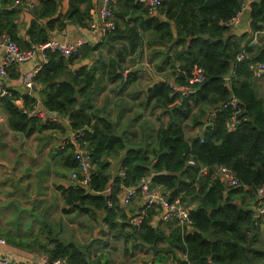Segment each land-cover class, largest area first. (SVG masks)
I'll return each mask as SVG.
<instances>
[{"label": "trees", "instance_id": "trees-1", "mask_svg": "<svg viewBox=\"0 0 264 264\" xmlns=\"http://www.w3.org/2000/svg\"><path fill=\"white\" fill-rule=\"evenodd\" d=\"M159 1L157 15H151L139 0H113L112 30L94 45L80 47L75 56L46 51V62L32 77V88L41 87L42 109L65 117L71 132L82 131L77 143L90 156L88 185L72 183L74 187L62 188L63 199L70 206L69 211L90 214L92 209L103 210L109 231H121L128 225L131 231L127 234L133 236L136 244L155 247L157 254L172 253L171 261L165 264H259L264 260V251L252 248V241L264 217L258 215L255 220L247 205L255 203L256 189L264 188V95L255 88L257 64L264 63V0L248 4L249 31L241 34L233 33L229 22L243 8L244 0ZM12 2L0 0V35L7 34L20 49L44 44L54 30H64L67 23L88 27L95 5L94 0H69L66 13L61 14L59 1L38 0L30 11L26 39L21 40L13 24L17 9L11 8ZM145 31L150 33L146 45L164 46L150 54V59L159 57L156 68L172 69L175 83L188 87L189 93L172 90L161 79L154 82L141 105L151 106L152 110L160 108V115L169 114L170 120L155 133L147 131L148 122L142 121L141 137L131 141L107 117L99 116L101 110L94 106V99L100 79L95 71L105 72L108 81L120 78L124 83L131 82L135 71L129 70L123 76L122 62L128 53L141 50ZM106 43L119 44L114 57L104 60L101 56L90 67L72 68L77 59L91 58ZM239 54L241 59L237 58ZM13 66L17 67L10 65ZM194 70L202 74L198 82H190ZM16 76L11 74V78ZM9 91L0 97V106L13 132L29 136L54 125L36 115H27L17 104L20 100L24 109L30 110L37 107L35 97L19 96L14 88ZM232 98L237 100V107L228 104ZM183 125L199 127L200 132L187 139ZM127 146L130 148L123 152ZM61 153L64 166L77 171L73 146L66 143ZM119 157V176L114 177L113 161ZM220 165L229 167L246 188H227L216 172ZM202 167L207 168L205 173ZM143 177H149L150 187L159 188L169 200L180 198L188 205L192 199H199L198 205L189 210L195 231L183 232L173 220L153 227L152 212H147L139 227L126 221L118 194L123 185L137 187ZM107 187L110 191L105 193ZM238 200L240 203H236ZM116 216L122 218L120 224L112 222ZM165 229L169 232L165 233ZM207 232L210 239L204 236ZM7 241L14 243L10 237ZM18 245L27 247L23 242ZM40 249L49 262L62 258L66 264H92L95 258L88 246L56 237L41 242ZM96 264H100L99 259Z\"/></svg>", "mask_w": 264, "mask_h": 264}, {"label": "crops", "instance_id": "crops-1", "mask_svg": "<svg viewBox=\"0 0 264 264\" xmlns=\"http://www.w3.org/2000/svg\"><path fill=\"white\" fill-rule=\"evenodd\" d=\"M57 1H59V13H66L69 0ZM94 1L95 5L90 11L92 18L88 23V27L67 23L64 30H54L50 39L58 40L66 44L74 43L81 38L95 41L98 38V34H100V19L97 14V9L101 0ZM251 1L252 0L243 1V9L240 12L238 22L236 25L230 24L232 25L233 33L241 34L242 32L249 31L247 9ZM29 3L35 6L38 0H19L18 2L13 0L12 5H10L11 8L17 9L13 24L21 40L26 39V28L31 20V10H28ZM151 15H157V12ZM161 18L165 20L164 16H161ZM142 34L144 44L141 50L128 53L125 61L122 62L124 68L123 75L129 70L135 71V78L131 82L124 83V80L120 78L108 81L105 72L99 73V70L95 71V76L100 79V87L94 99V106L101 110L99 116L107 117L108 121L114 124L116 130L124 132L131 141H137L141 137L142 130L140 124H142V121L148 122L147 131L155 133L159 126H166L170 120L169 114L160 115V108L152 110L151 106L143 107L141 105V102L146 97L147 89L160 79L171 85L172 90H174V87L177 89L182 88L175 83V76L172 75V69L169 67L161 70L156 68L159 62L158 56H154L150 59L152 50L164 49V46L161 44L146 45L145 41L149 38L150 33L145 31L142 32ZM173 34L175 36V32ZM124 42L125 41H123V43ZM85 46L87 45H82L81 49ZM118 46L119 44L109 45L106 43L100 46L98 50L94 51L91 58L85 57L77 59L72 68H76L79 65H87L90 67L93 62L101 56L105 58L104 60L114 57L115 49ZM140 51L141 55H139ZM1 57L2 53L0 52V60ZM140 64L142 65L141 67L139 66ZM35 67V61L25 62L17 67L8 66L7 72L9 81L7 84L9 88H14L19 93V96L24 94L35 97L37 109L44 111L41 107V98L39 95L41 87L29 89L21 80V76L32 71ZM40 68L41 67L37 70ZM196 71L197 70H194V74ZM12 73L17 76L11 78ZM255 88L258 94L264 95V73L258 72V74H256ZM17 104H19V102ZM0 113L2 114L0 126L3 125L4 128L7 129L6 113L1 106ZM139 114L140 117H136ZM40 118L42 121H47L54 125L41 132H34L29 136L17 134L9 127L6 133H4V129L2 133L0 132V139L3 140L0 149V158L1 154L6 157L11 150V146L6 143V136H11V134H13L21 144L18 149L19 153L25 154V159L22 160L21 166L26 171L34 169L33 171H36L39 177L34 183L28 181L27 178L20 179V183L23 184L18 190L15 188L13 189V181L8 180L9 182H7V180H4L0 183V208L4 209V213L1 214L0 218V238L4 240V243H0V255L8 256L18 263H25L29 260L37 259L38 254L42 252L40 243L46 242L48 238L56 237L63 241H75L80 237H84L86 240L82 242L81 246H88V251L94 252L93 257L95 258H92V264H96L98 259L100 260V264H165L170 262L172 253L169 255L163 252L157 254L155 247L143 242L136 244L133 236L127 234L131 231L128 225L123 227L121 231L119 228H111L109 231L108 224L104 220L103 210L92 209L90 214L68 210L70 206L65 203L61 189L74 187V185L68 180L71 171L64 166L61 150L65 145L63 140L71 132V129L65 117H60L54 113L47 116L45 112L44 116ZM198 128L186 129V132L191 131L189 135H187V139L193 136L192 133L195 129H197L196 133L200 132ZM129 148L130 147L127 146L123 152ZM28 154L34 157H28ZM120 159L121 157L113 161L114 177L119 176L118 171L116 172V167L119 165ZM44 173L47 177L43 176ZM121 188L118 194L119 205L120 209H123L126 213V221H128L131 215L133 216L142 209L143 197L140 192H137L131 198L129 204H124L122 203L121 197H123L125 193L126 186L123 185ZM154 190L160 191L159 188H154ZM109 191L110 188L107 187L105 193ZM198 203L199 199L195 198L188 202L186 206L190 210V208H195ZM236 203H240V200L236 201ZM13 206L22 212L14 213L13 218L7 221ZM247 206L254 212V219L256 220L259 216L254 201ZM64 209H66V211ZM8 211L10 212L8 213ZM158 213V210L151 213L150 224L153 227L162 223L157 221L156 216ZM77 221L81 224L80 230H77ZM112 222L120 224L122 218L116 216ZM164 231L165 233L169 232L168 229ZM204 236L207 239L211 238L209 232L205 233ZM249 236H251V239L253 238L252 232H249ZM9 237L14 240V243L7 241ZM93 239L97 240V244H84ZM21 242L27 247L18 245V243ZM162 245L165 246L164 244ZM30 246L35 247L30 248ZM252 248L264 251V223L259 225V232L258 235L256 233V239L252 241ZM176 255L180 258L184 257L182 253L176 252ZM159 256H164V258H159ZM259 264H264V260Z\"/></svg>", "mask_w": 264, "mask_h": 264}, {"label": "built area", "instance_id": "built-area-1", "mask_svg": "<svg viewBox=\"0 0 264 264\" xmlns=\"http://www.w3.org/2000/svg\"><path fill=\"white\" fill-rule=\"evenodd\" d=\"M19 0H16L18 2ZM113 0H101L100 5L97 9V14L100 19V34H98V38L95 41H91L87 38H81L71 44H66L64 42L49 39L44 44L31 46L27 49H20L15 41H13L7 34L0 35V52L2 53V57L0 60V97L3 95L10 94L9 86H8V72L7 67L16 64L17 66H21L25 62L35 61L36 67L21 76L22 82L26 87L31 89L33 87L32 77L36 73L37 69L41 67L43 63L46 62L47 55L46 51H57L61 55L65 57L75 56L79 53L80 47L82 45H94L101 37L105 34V32L110 31L114 28V23L111 20V2ZM142 4H144L149 14H154L157 12V8L160 5L159 0H139ZM33 4H28V10H32ZM243 9V8H242ZM241 9V10H242ZM241 10L231 18L230 24L236 25L238 19L240 17ZM256 39V35L253 36V40ZM238 59L242 58V54L237 56ZM258 72L262 73L264 71V63L257 64ZM200 72L194 74V76H199ZM190 80V82L196 81L194 79ZM201 80V79H200ZM175 91L181 92L183 95H187L189 93L188 87L182 88H173ZM20 108L26 112L27 115H36L43 117L44 111H40L37 107H33L30 110L24 109L22 103L20 101ZM17 102V103H18ZM228 104L233 107H237V100L232 98ZM49 116L48 113H46ZM232 126V123L229 124ZM83 134L82 131L70 132L63 143H70L74 148V158L77 160L78 169L77 171H73L71 173V180L73 184H77L80 186H87L89 182L90 176V156L87 151L83 150L79 143H77V138L81 137ZM189 164H194L193 160H188ZM202 172H206L207 168L202 167ZM216 172L219 174L220 180L224 183V185L229 187H243L246 188V185L242 184L234 175L233 171L225 166L220 165L216 168ZM120 175H123L120 172ZM149 178L143 177L140 179L138 186H126L125 193L123 197H121L122 203L129 204L131 198L137 193L140 192L143 197L142 209L130 217L129 223L133 227H139L142 220L146 217L147 212H152L153 210H158L159 213L156 216L157 221L167 223L171 220L175 222L183 232H190L192 228V221L189 217V209L188 207L181 202L180 198H175L174 200H169L165 195H163L160 191H156L150 187ZM255 208L259 216L264 217V188L259 187L255 192ZM0 243H4V240L0 238ZM0 264H66V260L62 258H57L51 262L48 260V256L44 253H40L37 256L36 260H29L27 262L18 263L16 260L11 259L8 256L0 255Z\"/></svg>", "mask_w": 264, "mask_h": 264}, {"label": "rangeland", "instance_id": "rangeland-1", "mask_svg": "<svg viewBox=\"0 0 264 264\" xmlns=\"http://www.w3.org/2000/svg\"><path fill=\"white\" fill-rule=\"evenodd\" d=\"M197 72L198 71H196V73ZM201 76H202V74H200L199 76H194V79L198 82V81H200ZM1 115L2 114L0 113V118H1ZM188 128H190V127L184 126V131H185L186 135H189V133L191 132V131L186 132V129H188ZM3 129L5 130L4 133H6V130H8L9 128L7 127V129H6V128H4L3 125H1L0 126V130H1L0 132L1 133H2ZM196 132H197V129H195V131L192 134L194 135V134H196ZM20 135H22V134H20ZM2 143H3V140L0 139V149H1ZM6 143L11 146V150L8 152L6 157H4L3 154H1V158H0V183L4 180H7V182H9L8 180L13 181L14 182L13 189L15 188L16 190H18V188L23 184V183H20V181H21L20 179L27 178L28 181H30L31 183H34L35 180H38L39 177L37 176L36 171H33L34 169H32L30 171H26L21 166L22 160L25 159V154H20L18 151V149L21 146L19 140L16 137H14L13 134H11V136H6ZM28 157H34V156L28 154ZM72 172H70L69 177H68V180L71 183H72V180H71V173ZM43 176L47 177L45 175V173L43 174ZM120 176H122V175H120ZM41 178H42V175H41ZM146 178H149V177H146ZM42 183H43V178H42ZM9 212L10 211H8V213ZM16 212H22V211L17 209L15 206H13V209L11 210V212L9 214V218L7 221L12 219L13 214ZM2 213H4V209L0 208V218H1ZM76 225L78 227L77 230H80L81 224L77 221ZM19 226H20V223H19ZM70 240H72V239H70ZM85 240L86 239L84 237H80V238L76 239L75 241L74 240H72V241L76 242L78 245H82V242H84ZM96 241H97L96 239L95 240L93 239L91 241H88V243H84V244L93 243V245H95V244H97Z\"/></svg>", "mask_w": 264, "mask_h": 264}, {"label": "water", "instance_id": "water-1", "mask_svg": "<svg viewBox=\"0 0 264 264\" xmlns=\"http://www.w3.org/2000/svg\"><path fill=\"white\" fill-rule=\"evenodd\" d=\"M175 32V31H174ZM140 67L142 66V65H139ZM136 68H139V67H136ZM196 229L195 228H191V230L190 231H195Z\"/></svg>", "mask_w": 264, "mask_h": 264}]
</instances>
